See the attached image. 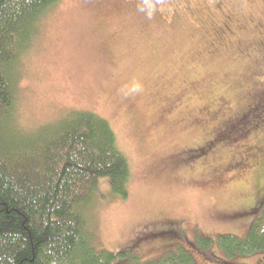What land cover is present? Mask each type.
<instances>
[{"label": "rangeland", "instance_id": "374dc122", "mask_svg": "<svg viewBox=\"0 0 264 264\" xmlns=\"http://www.w3.org/2000/svg\"><path fill=\"white\" fill-rule=\"evenodd\" d=\"M138 4L60 0L16 65L10 126L30 134L80 110L108 121L130 179L124 199L107 183L94 196L96 249L123 252L125 264L180 248L194 264H227L211 254L217 235L243 238L258 214L248 208L264 193L255 182L264 167L241 144L264 135L202 146L227 117L239 124L264 81V0H164L151 19ZM133 80L143 90L125 97L120 89ZM257 255L240 262L256 264Z\"/></svg>", "mask_w": 264, "mask_h": 264}, {"label": "trees", "instance_id": "16d2710c", "mask_svg": "<svg viewBox=\"0 0 264 264\" xmlns=\"http://www.w3.org/2000/svg\"><path fill=\"white\" fill-rule=\"evenodd\" d=\"M59 1L0 0V264H125L117 257L123 252L96 249L87 214L102 183H107L120 198L128 194V159L118 149L116 134L108 121L80 110L30 134L19 133L9 123L19 79L16 65L43 17ZM227 81L234 86V78ZM260 82V88L255 89L256 97L244 110H236L241 111L239 124L227 117L220 133H214L202 148L219 138L234 143L251 134L260 138L264 135V81ZM245 142L241 144L242 153L251 151L255 166L261 170L264 140L258 139L254 142L256 146L243 149ZM244 157L240 155L241 159ZM235 158L234 164L239 162V157ZM236 170L242 172L243 168ZM257 176L259 188L264 183V174ZM248 209L258 214L246 235L243 238L217 235L218 251L211 250L214 258L226 259L227 264H244L241 258L250 260L261 254L257 255L256 264H264V193ZM205 240L201 249H210L212 239L205 237ZM194 262L193 256L180 248L178 253L168 252L160 260L130 264Z\"/></svg>", "mask_w": 264, "mask_h": 264}, {"label": "clouds", "instance_id": "9594fccd", "mask_svg": "<svg viewBox=\"0 0 264 264\" xmlns=\"http://www.w3.org/2000/svg\"><path fill=\"white\" fill-rule=\"evenodd\" d=\"M164 0H139L138 11L143 13L146 18L151 19L157 11V6L162 5ZM143 90L141 82L133 80L121 87L120 92L125 97L139 94Z\"/></svg>", "mask_w": 264, "mask_h": 264}]
</instances>
